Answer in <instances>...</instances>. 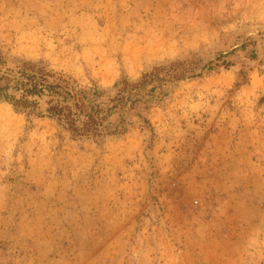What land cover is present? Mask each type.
Returning a JSON list of instances; mask_svg holds the SVG:
<instances>
[{
	"label": "rangeland",
	"instance_id": "1",
	"mask_svg": "<svg viewBox=\"0 0 264 264\" xmlns=\"http://www.w3.org/2000/svg\"><path fill=\"white\" fill-rule=\"evenodd\" d=\"M23 61L122 101L73 136L0 97V264H264V0H0Z\"/></svg>",
	"mask_w": 264,
	"mask_h": 264
},
{
	"label": "trees",
	"instance_id": "2",
	"mask_svg": "<svg viewBox=\"0 0 264 264\" xmlns=\"http://www.w3.org/2000/svg\"><path fill=\"white\" fill-rule=\"evenodd\" d=\"M163 68L157 67L154 73ZM18 72V77L0 73V97L8 101L13 109L54 118L73 136H96L114 131L109 128V121H103L116 102L122 101V96L116 97V94L109 99L113 101L112 105L104 107L96 99L100 92L97 89L90 92L78 87L72 79H47L52 73L35 63L23 61ZM121 83L124 90L129 82L123 80ZM131 94L128 90L125 98L129 107ZM38 98H43L46 104L43 111L37 110Z\"/></svg>",
	"mask_w": 264,
	"mask_h": 264
},
{
	"label": "water",
	"instance_id": "3",
	"mask_svg": "<svg viewBox=\"0 0 264 264\" xmlns=\"http://www.w3.org/2000/svg\"><path fill=\"white\" fill-rule=\"evenodd\" d=\"M230 49V48H229ZM229 49H226V50H229ZM225 49L223 50V51H226ZM220 53V52H219ZM219 53H217V54H219ZM216 54L214 53V54H212V55H210V57L208 58V60L211 58V57H213V56H215Z\"/></svg>",
	"mask_w": 264,
	"mask_h": 264
}]
</instances>
